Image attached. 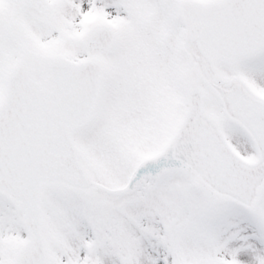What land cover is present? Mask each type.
Segmentation results:
<instances>
[{"label": "snow or ice", "instance_id": "6c2138e0", "mask_svg": "<svg viewBox=\"0 0 264 264\" xmlns=\"http://www.w3.org/2000/svg\"><path fill=\"white\" fill-rule=\"evenodd\" d=\"M0 264H264V0H0Z\"/></svg>", "mask_w": 264, "mask_h": 264}]
</instances>
